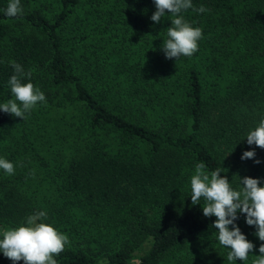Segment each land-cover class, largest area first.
<instances>
[{
	"label": "trees",
	"instance_id": "trees-1",
	"mask_svg": "<svg viewBox=\"0 0 264 264\" xmlns=\"http://www.w3.org/2000/svg\"><path fill=\"white\" fill-rule=\"evenodd\" d=\"M9 2L0 0V104L14 97L13 61L46 101L32 109L33 149L4 158L15 171L0 170V239L44 211L70 237L57 264H253L264 243L256 226L238 212L254 248L228 261L190 181L204 162L234 190L246 176L264 187V148L246 137L264 119V0H191L180 15L202 38L177 59L162 49L174 17L152 21L154 0H55L50 12L20 0L16 17ZM9 121L0 109V132ZM48 148L60 152L37 157ZM248 150L255 157L242 160ZM0 264L14 262L0 252Z\"/></svg>",
	"mask_w": 264,
	"mask_h": 264
},
{
	"label": "clouds",
	"instance_id": "clouds-1",
	"mask_svg": "<svg viewBox=\"0 0 264 264\" xmlns=\"http://www.w3.org/2000/svg\"><path fill=\"white\" fill-rule=\"evenodd\" d=\"M156 11L151 16L154 22H160L167 13H171V27L167 29L168 39L163 44L166 58L191 57L198 50V41L202 38V30L191 26L181 14L182 10L192 8L191 0H154ZM200 13L208 11L201 6L194 9ZM20 0H10L6 15L16 17L22 14ZM15 70L8 83L15 99H9L0 104V109L15 117L25 118V113L31 111L38 102H45L44 93L31 82H23L31 77V72H25L23 67L12 62ZM19 103H18V102ZM247 143L264 148V119L259 122L255 130L247 134ZM255 157L254 150L245 151L241 159ZM260 163L259 160L255 161ZM0 168L7 174H14L12 162L0 158ZM241 189L234 190L229 179L221 175V170L216 169L210 173L206 170L204 162L195 167L191 176V202L199 203L201 198L205 201L202 206L205 217L215 216L213 226L218 230V241L222 246L230 249L227 255L228 261L248 260L249 253L254 245L246 239L240 228L235 224L238 212L246 214V223L256 226V235L264 241V187L259 186V179L252 177L240 178ZM200 204V203H199ZM201 205V204H200ZM47 213L36 212L27 217L26 223L15 228L3 231L0 239V252L8 259L15 262L23 260L24 264H57L54 256L65 250L69 243L66 234L59 232L54 226L42 222ZM232 225V228H229ZM260 255L253 264H264V243L259 247Z\"/></svg>",
	"mask_w": 264,
	"mask_h": 264
},
{
	"label": "rangeland",
	"instance_id": "rangeland-1",
	"mask_svg": "<svg viewBox=\"0 0 264 264\" xmlns=\"http://www.w3.org/2000/svg\"><path fill=\"white\" fill-rule=\"evenodd\" d=\"M43 1V7L47 10V12H50L51 10H54L55 8H57V3H55V0H42ZM45 95V91L42 90L40 87H38ZM10 99H15V97H10ZM9 100V99H8ZM7 100V101H8ZM18 102V101H17ZM19 103V102H18ZM10 121L7 122L6 124V128L1 130L0 132V158H6L7 156H17L19 154V152H28L30 150L33 149L34 147V143L36 142V140L30 135L32 131H34V127L36 126L35 123V115H33L34 113H32V110L29 112L25 113V118H21V117H15L9 113H7ZM36 144V143H35ZM49 149V148H48ZM39 151V148H38ZM51 151L53 152H60V150L57 148V151L53 150V149H49L46 150L45 152H43L42 150H40V153L37 155L38 156H44V154L46 152L51 153ZM57 156L59 157H53V165L57 166L56 169H60L62 168L63 164L60 160V155L58 153H56ZM228 156L233 160H237L238 157L236 154H232V153H228ZM238 157V158H237ZM36 158V157H35ZM39 159L36 158V161H38ZM39 163V162H38ZM241 162H238L237 164H240ZM45 166H43L42 168H44ZM0 170H2V168H0ZM41 170V169H39ZM72 237V235H71ZM69 241H70V237ZM80 238V241H82L81 238L85 239V236L81 235H77V236H73L72 237V241L76 242L74 239ZM151 242L150 241H146L143 242L141 245V252H145L146 250H148L150 248Z\"/></svg>",
	"mask_w": 264,
	"mask_h": 264
}]
</instances>
